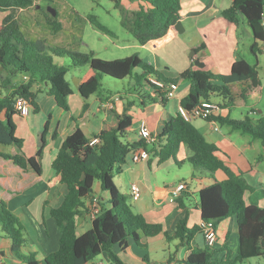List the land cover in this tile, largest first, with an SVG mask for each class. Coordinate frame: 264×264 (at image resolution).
<instances>
[{
    "label": "trees",
    "instance_id": "trees-1",
    "mask_svg": "<svg viewBox=\"0 0 264 264\" xmlns=\"http://www.w3.org/2000/svg\"><path fill=\"white\" fill-rule=\"evenodd\" d=\"M144 1L148 6H141L132 13L131 18L123 16L122 20L123 26L142 45L166 35L181 19L182 10L181 0ZM32 4L33 0H0V12L6 13L0 24V157L24 169L42 172L43 149L40 148L31 157L12 152V146L21 148L24 142L16 135L14 116L19 114L16 100L19 97L28 98L37 111L39 105L36 93L46 91L60 108L68 110V99L73 91L66 78L68 66L60 64V58L68 57L74 67L88 66L78 87L84 98L100 94L102 76L108 75L115 79L132 77L143 105L157 102L166 104L170 85L184 80L190 83V87L181 105L190 110L201 101L219 96L221 109L231 108L238 99L247 100L250 93L261 84L257 65L260 44L264 42V0H233L229 7L222 10V15L236 25L239 24V13L244 14L253 32L254 42L250 48L257 57L256 64L240 58L232 64L229 74L188 68L178 78L170 80L162 78L160 72L138 53L105 60L95 56L92 50H69L51 46L45 39L26 37L15 11ZM47 18L55 31L61 28L56 17L52 19L47 15ZM88 18L93 27L113 35L106 25L94 22L95 16L89 15ZM203 48L204 44L195 50L199 52ZM136 68L142 71L134 75ZM151 78L163 82L164 86L151 82ZM39 85L43 88L38 90ZM133 104L129 103L122 113L117 114L116 126L94 135L99 138L97 143L91 144V138L77 129L61 144L52 166L66 186V193L62 203L51 209V215L60 228V245L44 258V263L86 264L107 252L113 264H125L114 252L115 246L126 250L129 240H133L141 248H147L142 236L152 238L161 233L169 240L178 239L181 246L191 250L184 264H238L252 257L263 256L264 207L246 204L244 195L251 187L243 176L235 174L225 164L218 146L208 141L192 121L186 120L179 111L164 122L162 131L155 136L153 143L131 141L128 136L134 125L131 111ZM213 119L260 139L263 148L260 159H264V116L254 119L246 115L241 119H233L218 111ZM46 130L47 126L43 132L44 143ZM183 144L192 152L189 157L194 169L192 179L204 175L215 179L214 174L220 169L228 175L223 181L215 179L214 183L201 187L199 208L202 221H212L216 228L226 218L235 220L239 245L234 257V251L228 243L223 247L226 253L220 261L214 260L218 248L207 244L200 248L194 239L198 233H202V225L188 227L187 219H182L169 233L161 223L151 222L142 214L134 212L127 195L114 182V176L122 173V166L133 151L144 147L150 156L158 157L160 164L169 159L179 163L177 154ZM96 181L108 194L109 206L100 203V212L93 219L92 227L78 234L77 217L85 208V199L94 193ZM0 227L3 235L12 240V251L19 259L27 264H39L33 255L22 254L26 239L18 219L3 200H0Z\"/></svg>",
    "mask_w": 264,
    "mask_h": 264
},
{
    "label": "crops",
    "instance_id": "crops-1",
    "mask_svg": "<svg viewBox=\"0 0 264 264\" xmlns=\"http://www.w3.org/2000/svg\"><path fill=\"white\" fill-rule=\"evenodd\" d=\"M181 1L184 2V0ZM188 1L189 6L185 8L182 5L181 10L180 20L184 31L179 32L173 26L166 35L159 39L149 41L144 45L135 44V47L143 50L144 54L140 52V56L144 57L145 59H143L151 63L158 71H161L162 64H165L167 69L173 67L176 75H180L182 71L188 68L228 74L231 72L232 64L236 60L240 58L247 60L239 53L240 42L242 43L240 26L247 23L244 14L239 13V24L237 25L231 24L222 15V10L229 7L233 0ZM122 2L130 4L129 7L125 8L131 12L138 10L141 6H148L144 0H134L132 2L131 0H120V3ZM76 13L79 12L76 11ZM3 18L0 17V24ZM244 31L247 37L253 39L246 43L247 49L251 51L250 47L254 42L252 29L250 26L244 27ZM112 34L106 35L117 36L113 31ZM215 40H218L216 47L214 45ZM203 44L204 48L196 52L194 58L204 65L193 64L190 53ZM263 44L264 42L260 45V49ZM219 47L222 52L216 49ZM212 50L214 51V61L210 59ZM80 81L77 84V89ZM176 84L178 87L175 94L172 98H169L166 104L157 102L143 105L141 99H139V107L136 106L137 108H135V104H133L131 111L134 114V125L129 133V140H140L138 126L142 120H146L154 135H158L163 129L164 122L178 112L181 100L189 92L190 83L181 84L178 80ZM42 88V85L37 87L38 90ZM72 91V95L68 99V110L60 108L55 103L54 98L47 95L37 103L39 105L37 111L32 105V111L28 116L19 114L14 116L16 135L24 142L21 148L12 146L11 150L13 153H21L31 157L36 155L38 150L42 148L41 173H36L30 168L24 169L13 161L0 157V200L8 204V207L19 221L21 231L26 239L21 249L22 254L26 256L33 255L39 264H45L44 258L56 251L60 245V228L51 215V209L62 203L66 193V186L61 182L60 175L52 166L61 144L68 135L77 129H81L88 138H92L102 130L116 126L118 122L117 114L122 113L129 103H135L134 100L127 98V96L124 97L118 92L105 91L84 98L79 91L76 92L73 88ZM256 96L255 105L264 99V74L261 77L260 86L255 88L249 95L251 98H256ZM215 102L219 103L220 100ZM234 105L245 110V112H242L241 117L234 118L231 115L232 107L221 108L219 113L223 116L229 115L233 119H241L246 115L254 119L264 116V109L262 108V110H257L259 116L254 117V104H248L247 100L239 101ZM41 114L47 116L45 120L40 117ZM192 123L208 141L218 146L225 164L235 174L243 176L249 183L251 188L244 195L246 204L264 207V159H260L263 152L261 140L239 130H234L228 124H221L216 119L196 118L192 120ZM216 125L218 129H215ZM46 126L44 143L43 132ZM131 132H134V135H131ZM191 154V150L183 144L177 154L179 163L169 159L160 164L158 157L152 156L146 161L139 162L127 159L122 166V173L117 174L121 190L128 195L134 207L133 210L142 214L151 222L161 223L164 230L169 233L173 232L177 223L182 219H187L188 227L200 225L202 223L199 208V191L201 187L214 183L215 179L223 181L228 177L227 173L220 169L214 174L215 179L209 175L192 179L193 169L190 180L182 178V176L177 179L169 171V168L173 166L172 162L181 167ZM180 182L186 183V188L182 190L178 198L170 201L171 189ZM132 183H137L142 190L140 199L136 201L132 199L130 194ZM124 189H126V192ZM93 196L99 197L101 204L106 207L109 206L107 193L94 192L86 198L85 208L77 217L78 234H82L92 227L93 218L89 212V205ZM217 231L218 241L213 247L218 248V252L215 253L214 260L220 261L223 259L226 253L223 248L225 243H228L233 249L234 257L239 245L235 220L232 218L222 220L217 226ZM142 242L147 245V248H141L133 240H129V247L126 250H122L118 246H115L113 250L125 264H184V259L191 251L187 247L181 246L178 239L169 240L164 233L152 238L142 236ZM194 242L200 248L206 246L202 233L196 235ZM148 243L152 245L159 244L161 253L157 252L152 258L149 254L144 253L145 250L152 248L149 247ZM243 262H239V264ZM0 263L27 264L13 253L12 240L3 235L1 227ZM86 264L113 263L109 254L103 252Z\"/></svg>",
    "mask_w": 264,
    "mask_h": 264
},
{
    "label": "rangeland",
    "instance_id": "rangeland-1",
    "mask_svg": "<svg viewBox=\"0 0 264 264\" xmlns=\"http://www.w3.org/2000/svg\"><path fill=\"white\" fill-rule=\"evenodd\" d=\"M132 1L134 0H131V2ZM181 3L185 8L189 6L188 0H184V2L181 1ZM129 5L130 4H125L123 2L120 3V0H33V4L31 6L16 10L15 15L21 24V28L25 36L30 39H45L51 46L61 47L69 50H80L82 52H89L92 50L94 51L95 56L99 58L105 60H114L117 58L130 56L135 53H138L139 55L143 53V50L134 46L139 42H137L132 33L122 24L123 16L131 18L132 13L134 12H131L130 10L125 8L129 7ZM49 7L55 9V16H53V14L48 10ZM76 11H78L79 13H76ZM5 15V13L0 12V17H4ZM47 15H49V18L52 19H55L56 17V20L61 23V28L59 30H54V25L49 22ZM88 15L95 16V23L98 22L100 24L107 25L110 29H112L114 33H116L117 36L111 37L93 27L90 20L88 19ZM247 25L248 24L246 23L245 25L240 26L242 43L240 42L239 53L241 54V56H244L249 61V63L256 64V55L253 52L249 51L247 49L248 47L246 46V43L249 42V40H253L252 37H247L246 32L244 31V27H249ZM216 42H218V40H215V47L217 46ZM260 45H262V43ZM216 49L222 52L220 47ZM210 59L211 61H214L213 50ZM58 62L60 64L68 66L66 78L74 91H79L77 89V84L79 83L81 77H83L88 66L74 67L71 65V60L68 57L60 58ZM257 67L260 72L261 78L264 74V54L261 52V50L258 53ZM141 71V68H136L133 74L135 75L136 73H140ZM159 72L162 78H165L167 80L179 77V75H176V73H174L173 67L167 69L165 67V64H162L161 71ZM102 77L103 78L101 79V86L99 89L100 93H104L105 91H111L113 93L118 92L124 97L127 96V98L134 100L135 108L140 106L139 98L137 95L139 89L134 88L135 84L132 77H127L125 79H115L108 75H103ZM180 82L181 84H185L187 81L184 82L183 80H180ZM47 95L50 96L46 91L36 93V102L39 103L41 101V98L47 97ZM212 100L219 101L221 100V98L219 96H214ZM239 101L242 100L238 99L237 102ZM256 101L257 96L256 98L248 97L247 99L248 104H254V117L259 116L257 110H262V108L264 109V99L261 100L257 105H255ZM231 109V115L234 118L241 117L242 112H245L243 108H239L238 106L235 107V105L232 106ZM40 117L45 120V117L47 116L41 114ZM131 135H134V132H131ZM127 159H129V161H133L131 154L128 155ZM172 163L173 166L172 168H169V171H171L177 179H179V177L181 176L182 178L188 180L191 179L193 165L191 164L189 159H186L185 164H182L181 167H178V165L174 162ZM114 182L121 190L119 176L117 174L114 176ZM94 190V192H98L99 194L105 193L101 189L99 181L95 182ZM124 190L126 192V189ZM127 199L131 204V200L128 198V195ZM131 206L132 209H134L132 204ZM148 245H150L149 247L152 248L150 250H145L144 253L149 254L151 258L154 257L157 252L161 253L159 251V244L152 245L148 243ZM231 257L232 255L230 256V258ZM242 264H264V255L252 257L251 259L244 261Z\"/></svg>",
    "mask_w": 264,
    "mask_h": 264
},
{
    "label": "built area",
    "instance_id": "built-area-1",
    "mask_svg": "<svg viewBox=\"0 0 264 264\" xmlns=\"http://www.w3.org/2000/svg\"><path fill=\"white\" fill-rule=\"evenodd\" d=\"M261 52L264 54V44L261 47ZM151 82L156 83L160 86H164L163 82L157 81L156 78H151ZM178 85L176 83H172L170 85V90L168 92V98H172L175 94V90ZM16 109L18 110L19 115L28 116L32 111V102L25 97H19L16 100ZM220 110L219 103L214 100H204L195 105L190 110L184 107L183 105H179L178 111L181 115L188 121H192L196 118H201L204 120H213V115ZM215 129H218V126H215ZM138 135L140 140H144L146 143L151 144L155 141V136L152 130L150 129L146 120H142L138 126ZM99 141L98 137L91 138V144H95ZM132 160L134 162L146 161L150 158L149 151L141 147L138 150H135L131 153ZM186 188V183L180 182L175 187L171 189V197L170 201H174L178 198L183 189ZM130 194L134 201L140 199L142 195L141 187L137 183H132L130 186ZM89 212L94 219L100 212V199L97 196H93L90 205ZM203 226L202 234L204 236L205 242L209 246H215L218 241V231L214 226L212 221H206L200 224ZM2 264V263H0Z\"/></svg>",
    "mask_w": 264,
    "mask_h": 264
},
{
    "label": "water",
    "instance_id": "water-1",
    "mask_svg": "<svg viewBox=\"0 0 264 264\" xmlns=\"http://www.w3.org/2000/svg\"><path fill=\"white\" fill-rule=\"evenodd\" d=\"M48 10L53 14V16L56 15V11L55 9L49 7ZM175 28L179 31V32H183L184 31V27L182 25V21L179 20L176 25ZM196 54V50H192V52L190 53V57L193 59V64H200L201 66H203L204 64L201 63L198 59L194 58V55Z\"/></svg>",
    "mask_w": 264,
    "mask_h": 264
}]
</instances>
